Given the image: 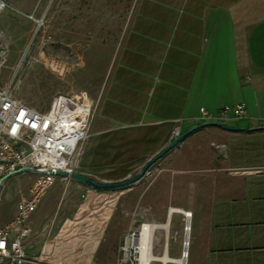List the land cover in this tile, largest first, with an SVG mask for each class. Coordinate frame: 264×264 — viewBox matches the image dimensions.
<instances>
[{"label":"crops","instance_id":"1","mask_svg":"<svg viewBox=\"0 0 264 264\" xmlns=\"http://www.w3.org/2000/svg\"><path fill=\"white\" fill-rule=\"evenodd\" d=\"M241 101L245 117L228 114L221 120L226 126L205 125L181 141L205 131L227 148L212 174L210 202L187 210L185 264H264V0H138L81 143L77 171L97 181L126 179L171 142L176 128L182 133L202 123L201 107L216 119L223 105ZM34 179L12 176L2 192L15 181H26L28 190ZM134 189L127 190L133 195ZM155 190L162 194L160 219L167 211V221L168 186L146 189L148 204L159 207ZM99 193L57 178L32 214L31 242L46 225L54 228L51 220L71 221Z\"/></svg>","mask_w":264,"mask_h":264},{"label":"rangeland","instance_id":"2","mask_svg":"<svg viewBox=\"0 0 264 264\" xmlns=\"http://www.w3.org/2000/svg\"><path fill=\"white\" fill-rule=\"evenodd\" d=\"M6 1L10 7L1 13L0 27L11 38V52L1 70V80L14 75V94L39 110L48 108L59 92L80 91L88 93L95 108L138 0ZM28 12H35L42 21L37 32L35 23L22 14ZM221 144L204 131L150 162L134 182L114 188L95 187L99 194L84 202L71 221L51 220L49 224L53 223L54 228L34 239L32 248L42 249L46 244L52 259L69 264H117L119 246L130 231L142 222L161 225L166 221L167 211L160 219V191L155 190L154 194V202L160 206L148 204L151 197L146 189L151 185L168 186L169 208L190 210L196 203L208 205L216 184L212 177L214 168L222 164L227 153ZM144 165L126 179L96 181L122 182L137 176ZM148 170L152 173L147 174ZM25 183L13 182L6 195L0 189V220L14 215L19 190H25ZM131 186L135 187L133 195L127 190ZM165 199L166 195L164 202ZM168 220V232L163 227L154 229L155 252L162 254L168 237L171 256L179 258L184 249L187 218L182 212H173ZM51 239L54 245L50 247Z\"/></svg>","mask_w":264,"mask_h":264},{"label":"built area","instance_id":"3","mask_svg":"<svg viewBox=\"0 0 264 264\" xmlns=\"http://www.w3.org/2000/svg\"><path fill=\"white\" fill-rule=\"evenodd\" d=\"M9 7L6 0H0V15ZM22 14L35 23L37 32L42 25L40 17L35 12ZM10 52L11 38L0 27V75ZM94 110V100L86 91L59 92L48 108L39 110L14 94V75L5 81L0 78V178L21 167L30 169L21 174L35 175L28 190H19L14 215L0 224V264H69L52 259L46 244L39 252L30 251L32 214L57 178H69L58 174L59 170L77 171L81 143ZM201 112L203 122L222 123L228 114L245 117L247 107L243 101L225 104L216 119L205 107ZM179 134L176 128L173 138ZM144 223L125 236L118 249L117 264H167L161 257L168 252V237L162 254L156 253L153 233L150 239L142 236ZM49 229L50 225H46L39 235H46ZM53 245L51 239L50 247Z\"/></svg>","mask_w":264,"mask_h":264},{"label":"water","instance_id":"4","mask_svg":"<svg viewBox=\"0 0 264 264\" xmlns=\"http://www.w3.org/2000/svg\"><path fill=\"white\" fill-rule=\"evenodd\" d=\"M209 124H218V125L226 126L225 124L217 123V122H202L200 124H197V125L189 128L188 130H186V131L180 133L179 135L175 136L171 140V142L161 152H159L154 158H152L149 162H147L144 165L141 172L137 176H135L131 179H127V180L122 181V182L99 183L96 180H93V179L89 178L88 176H86V175H84L78 171L69 172V171H65V170H59L57 173L61 174V175H65L69 178H73L75 180L81 181L82 183L89 184V185L96 187V188H114L117 186L127 185L131 182H134L138 178H140L143 175V173L145 172V170L148 168L150 162H152L153 160H155L158 157L163 156L168 150H170L171 148L176 146L179 142H181L189 133L195 131L196 129H198L202 126L209 125ZM29 170L30 169L28 167H21V168H18L12 172L5 174L3 177L0 178V189L3 185V183L7 179H9L10 177L21 174L23 171H29ZM184 248H185V244H184Z\"/></svg>","mask_w":264,"mask_h":264},{"label":"bare ground","instance_id":"5","mask_svg":"<svg viewBox=\"0 0 264 264\" xmlns=\"http://www.w3.org/2000/svg\"><path fill=\"white\" fill-rule=\"evenodd\" d=\"M174 211L183 212L187 218V221H188V219H190V217L192 215V211L182 210L181 208H178V207H171L169 215L171 216ZM189 223L190 222L186 223V226H185V230H186V237H185V242H184L185 248L182 251L181 257L178 259H172L171 257H169L167 255V251H165L164 255L161 257V259L163 261H165V262L174 261V262L179 263V264H185V260H186V257L188 255L189 231L191 230V225H189ZM157 227H163L165 230H168L169 222L167 221L166 223L161 224V225L155 224V223L145 222L144 226H143V230H142V236L150 239V237H152V233H153L154 229Z\"/></svg>","mask_w":264,"mask_h":264},{"label":"snow or ice","instance_id":"6","mask_svg":"<svg viewBox=\"0 0 264 264\" xmlns=\"http://www.w3.org/2000/svg\"><path fill=\"white\" fill-rule=\"evenodd\" d=\"M0 247H3V245H2V244H0Z\"/></svg>","mask_w":264,"mask_h":264}]
</instances>
